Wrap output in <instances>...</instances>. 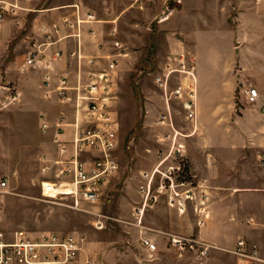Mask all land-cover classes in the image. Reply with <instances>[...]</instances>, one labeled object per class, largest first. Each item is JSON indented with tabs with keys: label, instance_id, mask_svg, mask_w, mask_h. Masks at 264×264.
<instances>
[{
	"label": "rangeland",
	"instance_id": "374dc122",
	"mask_svg": "<svg viewBox=\"0 0 264 264\" xmlns=\"http://www.w3.org/2000/svg\"><path fill=\"white\" fill-rule=\"evenodd\" d=\"M21 3L22 11L5 20L0 28V230L75 233L83 246L77 264H86L88 257L90 264H238L234 247H220L201 237L200 222L206 220L210 202L203 198L194 182L187 153L183 158L171 157L161 166L166 172L169 166L181 165L182 169H176L174 174L173 189L170 181L164 182V177L157 173L146 206L141 193L147 184L144 174L152 173L158 166V151L166 146L161 138L168 133L159 124L167 107L155 83L156 76L170 57L184 54L182 41H186V34L199 29L188 14L182 15L186 0L163 22L160 19L169 15L167 0H22ZM73 3L84 4L101 18L113 20L128 52L117 72V97L113 105L121 126L120 170L104 186L102 200L96 208L86 206L110 217L104 230L94 226V216L72 208L71 198L61 195L50 198L44 194L42 166L46 159L54 160L58 155L53 131L43 132L41 122L44 117L52 124L54 118L49 113H54L55 104L39 95L41 76L34 70L21 69L30 43L42 40L45 25L55 20L59 7ZM204 3L209 9L215 2L204 0ZM194 6L192 3L190 9ZM208 9L209 17L214 18ZM235 16L232 12L229 21L237 25ZM111 27L107 24V28ZM222 58L208 53L202 58L205 82L207 72L210 73L207 114L223 90L222 72L217 71ZM245 85L238 87L234 97L236 116L241 114L244 104H256L249 102L243 93ZM17 87L23 94L11 102L10 96ZM172 109L177 127L185 135L179 136V140L189 149L192 140L202 139L200 129L194 133L197 123L185 118L180 101H172ZM235 139L241 140L238 145L251 159L256 155L261 166L257 172L264 174V138L247 137L246 143H242L243 138ZM183 179L188 183L181 184ZM4 182L7 185L3 186ZM163 183L166 184L162 188ZM174 190L180 193L182 206L171 199ZM45 192L54 194L57 186L46 184ZM144 206L143 214H137V209ZM220 230L225 231L222 227ZM223 233L226 244L233 245L237 240V230ZM145 236L157 242V251L150 252L142 244ZM174 236L183 243L175 244ZM193 240L207 242L211 247L203 254L201 245L195 243L194 249L190 247Z\"/></svg>",
	"mask_w": 264,
	"mask_h": 264
},
{
	"label": "built area",
	"instance_id": "2783aa9c",
	"mask_svg": "<svg viewBox=\"0 0 264 264\" xmlns=\"http://www.w3.org/2000/svg\"><path fill=\"white\" fill-rule=\"evenodd\" d=\"M22 0H0V28L9 17L18 15L22 11ZM184 0H167V12L160 21L167 20L177 5ZM72 16H64L60 21H54L44 27L42 40L30 43L24 67L40 70L43 75L45 97L56 98L61 103L71 102L75 107L74 122L67 115L58 118L51 124L42 117L43 132L53 131V142L57 150V158L46 159L42 166L45 177L43 182L44 194L50 198L57 195L72 199L71 207L94 216V226L104 230L110 217L97 210L87 209L86 206L96 208L102 200L103 188L111 182L120 170L118 150L121 145V126L113 110L116 100V79L120 66V59L128 56L127 48L119 39V28L114 25L108 32L109 43L113 49L101 56H90L82 49V38L88 33L93 37L101 31L91 27L95 23L104 22L96 13L82 9L76 5ZM166 12V13H167ZM88 28V30L86 29ZM78 41V48L72 52L77 63V75L71 71L56 74L54 63L62 61L63 50L53 47L64 40ZM157 87L162 91L167 110L159 118V124L167 129V134L161 138L166 143L158 151L160 162L152 173H145L146 186L141 189L145 197V206L152 193L155 175L160 173L170 181V189L174 188V174L180 171L181 165L169 166L166 172L161 166L171 157L183 158L186 155V144L179 140L185 136L177 127L172 101H180L186 112L185 118L197 123L198 115V76L197 66L187 54L170 57L155 79ZM249 102L260 100L259 90L251 83L244 91ZM20 93H12L11 102L18 100ZM68 128H73L72 138L66 137ZM196 128V127H195ZM188 183L186 179L181 184ZM54 184L58 192L46 193L45 185ZM163 183L161 187H165ZM7 182L3 183V186ZM171 196L173 202L179 201L180 193L174 190ZM190 192V190H188ZM179 205L183 204L179 201ZM145 206L137 209V214H143ZM204 221L200 222L203 225ZM175 244H182L183 240L173 237ZM201 245L202 253L206 254L211 247L207 242L193 240ZM142 244L150 252L158 250L157 242L149 236L142 238ZM83 251L82 239L75 233L58 234L55 232H41L31 234L26 230L13 233L0 230V264H77ZM233 253L238 258V264H264V256L257 245H250L245 239L239 240ZM90 257L86 264H90Z\"/></svg>",
	"mask_w": 264,
	"mask_h": 264
},
{
	"label": "crops",
	"instance_id": "0c3cea01",
	"mask_svg": "<svg viewBox=\"0 0 264 264\" xmlns=\"http://www.w3.org/2000/svg\"><path fill=\"white\" fill-rule=\"evenodd\" d=\"M213 1L214 5L208 9L204 0H186L182 8V15L188 14L193 23L199 25L198 30L186 34V41L182 43L184 54L196 63L198 76V115L194 133L200 129L202 139L192 140L189 149L186 144V153L192 163L194 182L203 193V198L210 202L201 237L220 247L234 249L239 240L245 239L250 245H257L264 256V174L258 173L261 166L255 159L256 155L251 159L248 152L238 145L241 140L235 139L243 138L242 143H246L247 137L264 138V0ZM192 3L196 6L191 10ZM76 5L96 13L84 4L73 3L59 7L54 21L61 22L62 17L72 16ZM206 9L210 16L215 17H209ZM232 12L236 15L237 25L229 21ZM96 14L104 22L92 24L90 28L100 30L101 34L93 37L86 33L81 41L83 51L90 56H101L113 51L108 32L114 26V21ZM50 24L47 23L45 27ZM107 24L112 27L107 28ZM53 48L64 52L63 60L54 63L55 73L71 71L75 77L77 63L71 53L77 50L78 41L64 40ZM204 53L223 57L217 68L219 74L222 72L223 90L209 114L205 112V106L209 101L210 73L207 72L205 82L202 59ZM122 59L124 58L120 59V63ZM24 62L22 70H34L41 76L39 95L45 101L55 104L52 107L54 113H49L54 118L52 124L67 114L69 120L74 122L73 103L46 98L42 84L44 73L25 68ZM242 83L246 84L242 89L243 93L249 83L253 84L259 90L260 100L254 106L244 104L241 114L236 116L234 97L238 87L242 88ZM17 91L23 94L19 88ZM231 122L237 124H230ZM72 134L73 128H68L66 137L71 139ZM221 227L225 231H221ZM231 229L237 230L238 236L233 245H228L224 241L226 237L223 232L227 233Z\"/></svg>",
	"mask_w": 264,
	"mask_h": 264
},
{
	"label": "bare ground",
	"instance_id": "6f19581e",
	"mask_svg": "<svg viewBox=\"0 0 264 264\" xmlns=\"http://www.w3.org/2000/svg\"><path fill=\"white\" fill-rule=\"evenodd\" d=\"M56 186V185H55ZM57 192H58V188H57Z\"/></svg>",
	"mask_w": 264,
	"mask_h": 264
}]
</instances>
